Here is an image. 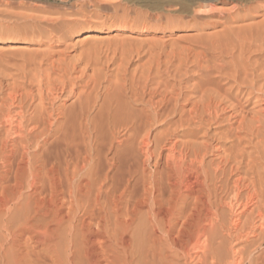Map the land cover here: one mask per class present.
<instances>
[{
    "label": "bare ground",
    "instance_id": "bare-ground-1",
    "mask_svg": "<svg viewBox=\"0 0 264 264\" xmlns=\"http://www.w3.org/2000/svg\"><path fill=\"white\" fill-rule=\"evenodd\" d=\"M83 7L0 23L46 43L0 80V264H264V8L108 74Z\"/></svg>",
    "mask_w": 264,
    "mask_h": 264
},
{
    "label": "rangeland",
    "instance_id": "rangeland-1",
    "mask_svg": "<svg viewBox=\"0 0 264 264\" xmlns=\"http://www.w3.org/2000/svg\"><path fill=\"white\" fill-rule=\"evenodd\" d=\"M6 2H10L8 3V7L11 11H8ZM24 3H27L29 6ZM249 3L253 5L259 3V5L264 8V0H0V16L2 17L0 18V23L3 22L6 25L8 22V24H10L14 21L16 16H25L26 14V16H29L37 13V15H34L36 17H43L45 15L47 17V15L52 14V17H60L64 13H70L76 8L78 9L84 6L83 8L86 14H88V16L92 15V17L76 16L73 18L74 16H67V18H72L70 21H74L77 18V21L75 20L77 26L68 41L70 43V48L67 51L69 53L68 55L72 58H76L81 52L91 48L94 61L96 57H98L99 59L97 58V61L99 68H106L104 69V73L109 74L111 73L109 72L110 70L116 71L117 67L122 65L126 57L128 59H133L132 64L128 66L131 71L140 67L141 64L147 61L148 55L145 53L153 44H157V48L153 45L155 49L158 50H156V52L162 53V55H165L167 58L168 52L170 53L175 46L174 51L179 47L181 48V46L185 48L192 47L191 40L199 35L206 34L207 37H215V35L223 29V24L220 21L223 22L224 20L223 17H221L224 12L232 10L235 6L241 7ZM39 5L40 8L51 9L50 13L44 14L31 10V6L39 7ZM185 6L187 7L186 11ZM22 7L25 8L23 9ZM13 10L15 12H13ZM25 12L26 14H24ZM4 14L6 15L4 16ZM195 14L199 15L200 18H198V20L204 23L201 24V22L198 21V23L195 24L192 22V17ZM220 14L222 15L220 16ZM3 17L6 18L4 19ZM8 17L13 20H6L9 19ZM48 17L52 18L50 16ZM257 19L255 18L241 23L242 26L245 25L247 29L251 27V30H247V33L258 32L257 29L261 26L264 18L260 17V19ZM178 21H190V23L185 25L183 23H177ZM249 23L250 25L252 24L250 27ZM221 25L222 27H220ZM253 27L254 30H256L255 32L253 31ZM28 36L30 37V35ZM26 37L27 36L21 35L19 37L0 38V57L5 59L3 63H0V80L5 76V78H7L8 75L11 76L17 73L18 65H21V60L25 57L35 56V54L40 55L46 50V43L44 41H40L38 38H36L37 40L35 38L31 40L30 38L34 37L33 35L30 38L28 37L29 39ZM86 40H88V43H85ZM158 43L163 45L160 46L161 44ZM163 48L166 51H163ZM127 51L132 52V54ZM139 52L140 55L138 54ZM162 57V61H165V57ZM71 102L72 100L67 101V104ZM184 263L185 262H182V264ZM188 264H195V262L189 261Z\"/></svg>",
    "mask_w": 264,
    "mask_h": 264
}]
</instances>
